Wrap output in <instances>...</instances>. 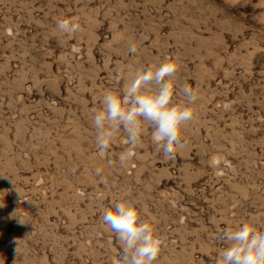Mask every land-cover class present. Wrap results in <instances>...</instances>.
<instances>
[{
  "label": "rangeland",
  "instance_id": "rangeland-1",
  "mask_svg": "<svg viewBox=\"0 0 264 264\" xmlns=\"http://www.w3.org/2000/svg\"><path fill=\"white\" fill-rule=\"evenodd\" d=\"M165 58L200 97L184 146L165 158L149 129L121 165V131L101 156L102 92ZM125 194L154 264H215L220 231L264 219V0H0V264H113L102 211Z\"/></svg>",
  "mask_w": 264,
  "mask_h": 264
},
{
  "label": "clouds",
  "instance_id": "clouds-1",
  "mask_svg": "<svg viewBox=\"0 0 264 264\" xmlns=\"http://www.w3.org/2000/svg\"><path fill=\"white\" fill-rule=\"evenodd\" d=\"M56 27L61 34H74L80 25L63 18ZM136 53L135 45L129 47ZM179 64L164 60L136 68L124 77H116L115 89L104 90L100 108L91 116L95 142L101 156L122 131L123 142L129 147L119 154L123 165L132 159V148L142 142L150 129L151 142L165 158H174L184 146L182 132L195 116L200 97L190 84L176 79ZM112 163L111 161L109 162ZM102 169L97 168L100 175ZM139 201L125 194L112 200L102 211V223L116 236L121 252L113 264H154L163 246L150 218ZM21 222H24L21 219ZM217 239L224 245L217 251L215 264H264V219L251 216L225 227ZM19 253V248L16 249Z\"/></svg>",
  "mask_w": 264,
  "mask_h": 264
}]
</instances>
